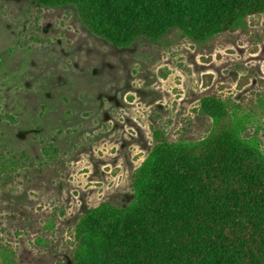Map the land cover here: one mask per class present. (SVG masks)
Returning <instances> with one entry per match:
<instances>
[{"label": "rangeland", "instance_id": "1", "mask_svg": "<svg viewBox=\"0 0 264 264\" xmlns=\"http://www.w3.org/2000/svg\"><path fill=\"white\" fill-rule=\"evenodd\" d=\"M233 11V31L222 16L150 40L0 0V264H79L94 220L137 204L151 154H204L222 133L264 171V0Z\"/></svg>", "mask_w": 264, "mask_h": 264}, {"label": "trees", "instance_id": "2", "mask_svg": "<svg viewBox=\"0 0 264 264\" xmlns=\"http://www.w3.org/2000/svg\"><path fill=\"white\" fill-rule=\"evenodd\" d=\"M33 1L76 6L101 37L156 40L168 28L207 26L222 16L219 31H233L245 16L233 10L246 0ZM209 146L171 159L151 154L133 186L137 204L94 220L92 236L77 239L79 264H264V171L237 153L231 136L216 134Z\"/></svg>", "mask_w": 264, "mask_h": 264}]
</instances>
